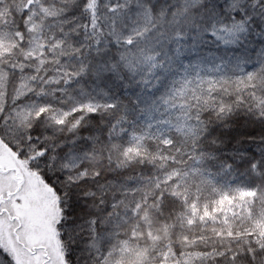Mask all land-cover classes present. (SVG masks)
<instances>
[{
    "label": "snow or ice",
    "instance_id": "6c2138e0",
    "mask_svg": "<svg viewBox=\"0 0 264 264\" xmlns=\"http://www.w3.org/2000/svg\"><path fill=\"white\" fill-rule=\"evenodd\" d=\"M239 116L264 0H0V264H264Z\"/></svg>",
    "mask_w": 264,
    "mask_h": 264
},
{
    "label": "trees",
    "instance_id": "16d2710c",
    "mask_svg": "<svg viewBox=\"0 0 264 264\" xmlns=\"http://www.w3.org/2000/svg\"><path fill=\"white\" fill-rule=\"evenodd\" d=\"M227 123L232 126L225 128L223 124H217L212 130V135L217 137L218 141L225 146L222 150H233L234 147L243 148L252 155H256L254 149L264 147V141L260 139L261 136H264V123L249 116H239L227 121ZM248 137L254 139L249 140ZM237 141H240L239 145H237Z\"/></svg>",
    "mask_w": 264,
    "mask_h": 264
},
{
    "label": "rangeland",
    "instance_id": "374dc122",
    "mask_svg": "<svg viewBox=\"0 0 264 264\" xmlns=\"http://www.w3.org/2000/svg\"><path fill=\"white\" fill-rule=\"evenodd\" d=\"M232 133L230 132V135H231ZM228 139H229V137H228Z\"/></svg>",
    "mask_w": 264,
    "mask_h": 264
}]
</instances>
